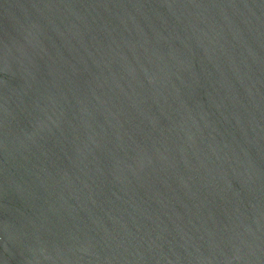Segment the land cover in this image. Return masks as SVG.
<instances>
[{
	"label": "water",
	"instance_id": "water-1",
	"mask_svg": "<svg viewBox=\"0 0 264 264\" xmlns=\"http://www.w3.org/2000/svg\"><path fill=\"white\" fill-rule=\"evenodd\" d=\"M0 264H264V0H0Z\"/></svg>",
	"mask_w": 264,
	"mask_h": 264
}]
</instances>
